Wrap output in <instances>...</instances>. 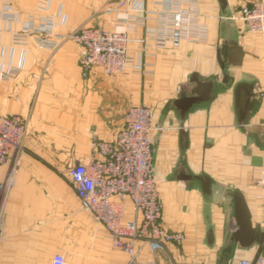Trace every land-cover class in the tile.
I'll list each match as a JSON object with an SVG mask.
<instances>
[{
  "label": "crops",
  "instance_id": "crops-1",
  "mask_svg": "<svg viewBox=\"0 0 264 264\" xmlns=\"http://www.w3.org/2000/svg\"><path fill=\"white\" fill-rule=\"evenodd\" d=\"M6 1L17 20L0 19V116H18L27 128L14 161L0 167V186L8 177L12 182L0 190V264H52L57 254L64 264L129 262L83 210L69 170L90 161L93 136L113 142L127 110L138 106L152 115L162 225L184 235L181 245L168 246L176 262L264 264V33L227 19L260 0H225L224 7L219 0H132L114 13L105 12L113 0H0V8ZM176 10L188 16L182 26L188 39L172 47L162 41ZM47 18L56 35L83 26L125 33L131 64L122 74L96 68L83 79L80 49L72 42L52 38L54 47H42L29 37L24 45L13 43L14 34ZM223 45L240 50L239 64L227 60L221 68ZM9 71L17 72L3 79ZM194 77L212 84L210 97L181 114L175 103L194 96ZM242 85L251 95L244 118L237 103ZM235 192L254 233L247 248L234 239ZM134 218L127 202L125 219ZM137 260L165 264L147 247Z\"/></svg>",
  "mask_w": 264,
  "mask_h": 264
},
{
  "label": "built area",
  "instance_id": "built-area-1",
  "mask_svg": "<svg viewBox=\"0 0 264 264\" xmlns=\"http://www.w3.org/2000/svg\"><path fill=\"white\" fill-rule=\"evenodd\" d=\"M131 1L113 0L108 3L105 12L125 9ZM184 17L188 16L183 11L174 12L172 29L162 41L164 45L177 47L181 41L188 39L182 32ZM0 19L6 23L17 20L13 6L7 1L1 5ZM227 19L241 21L251 33H264V0L251 7L240 8ZM55 27L53 19H44L39 26L25 27L14 34L13 43L24 45L29 37L42 47H54L56 42L53 39L72 42L80 49L78 68L83 79L88 78L96 68L108 76L122 74L131 64L127 54L128 38L123 32L83 26L69 34L56 35ZM143 66L137 68L144 71ZM16 72L9 71L2 78L9 79ZM151 117V111L146 107L129 108L116 139L104 142L93 136L90 161L85 165H74L69 170V176L83 210L90 212L104 227L111 245L130 257L127 264H157L154 260L143 263L137 260L144 247L152 254L164 256L165 264H176L170 260L168 246L181 245L184 235L169 231L162 225V203L152 172ZM26 128V121L18 116H0V167L14 161L22 147ZM8 180L6 187L0 186L1 191L11 187L10 177ZM127 202L132 204L133 220L125 219ZM136 243L146 246H136ZM257 263L263 261L258 260ZM52 264H64L63 256L55 255Z\"/></svg>",
  "mask_w": 264,
  "mask_h": 264
},
{
  "label": "water",
  "instance_id": "water-1",
  "mask_svg": "<svg viewBox=\"0 0 264 264\" xmlns=\"http://www.w3.org/2000/svg\"><path fill=\"white\" fill-rule=\"evenodd\" d=\"M222 6L226 5L225 0H219ZM242 53L237 48L231 50L223 45L218 51V58L220 60L221 68L224 67V61H229L232 64H239L241 61ZM195 83L193 90L194 96L180 98L176 101V106L180 109L181 114L187 111L193 104L207 101L211 94L212 84L209 82H200L196 77L192 80ZM250 90L245 86H239L237 88V103L240 115L244 118L249 110L250 106ZM204 186L208 184V180H204ZM234 205V220L236 226V232L234 239H236L240 246L243 248L249 247L254 242V233L251 226L250 216L247 206L243 197L239 192L234 193L233 197Z\"/></svg>",
  "mask_w": 264,
  "mask_h": 264
},
{
  "label": "rangeland",
  "instance_id": "rangeland-1",
  "mask_svg": "<svg viewBox=\"0 0 264 264\" xmlns=\"http://www.w3.org/2000/svg\"><path fill=\"white\" fill-rule=\"evenodd\" d=\"M170 255V257H171V259L170 260H172V261H175V263L176 264H178L177 262H176V260L174 259V257L172 256V254H169ZM259 260H262V259H259ZM169 261V260H168ZM164 262L165 263H167V261L165 260V257H164ZM245 262V261H244ZM242 263V262H241ZM248 263V262H247ZM249 264V263H248ZM258 264V263H257ZM262 264V263H261Z\"/></svg>",
  "mask_w": 264,
  "mask_h": 264
}]
</instances>
